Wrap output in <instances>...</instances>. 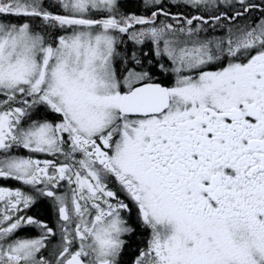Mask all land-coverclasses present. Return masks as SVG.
Listing matches in <instances>:
<instances>
[{
  "label": "snow or ice",
  "instance_id": "1",
  "mask_svg": "<svg viewBox=\"0 0 264 264\" xmlns=\"http://www.w3.org/2000/svg\"><path fill=\"white\" fill-rule=\"evenodd\" d=\"M0 264H264V0H0Z\"/></svg>",
  "mask_w": 264,
  "mask_h": 264
}]
</instances>
